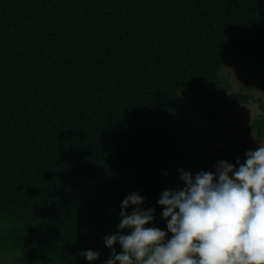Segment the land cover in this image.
I'll use <instances>...</instances> for the list:
<instances>
[{
    "label": "trees",
    "instance_id": "obj_1",
    "mask_svg": "<svg viewBox=\"0 0 264 264\" xmlns=\"http://www.w3.org/2000/svg\"><path fill=\"white\" fill-rule=\"evenodd\" d=\"M236 56L264 61V0H0V264H88V249L103 264L133 192L166 231L179 96L211 119L254 102L264 136V98L247 92L261 84L231 91L221 75ZM208 141L196 133L188 161L214 172L196 155ZM248 150L228 138L215 156Z\"/></svg>",
    "mask_w": 264,
    "mask_h": 264
},
{
    "label": "clouds",
    "instance_id": "obj_2",
    "mask_svg": "<svg viewBox=\"0 0 264 264\" xmlns=\"http://www.w3.org/2000/svg\"><path fill=\"white\" fill-rule=\"evenodd\" d=\"M179 172L183 186L157 201L167 230L150 226L155 209L131 193L121 202L117 233L103 237L111 250L103 264H264V146L235 165L218 161L214 172ZM79 255L94 262L100 252Z\"/></svg>",
    "mask_w": 264,
    "mask_h": 264
},
{
    "label": "rangeland",
    "instance_id": "obj_3",
    "mask_svg": "<svg viewBox=\"0 0 264 264\" xmlns=\"http://www.w3.org/2000/svg\"><path fill=\"white\" fill-rule=\"evenodd\" d=\"M221 75L229 83L231 91H236L246 84L255 86L260 83L259 89L253 88L247 92L255 97L264 98V61L255 63L251 61L250 56H236L223 68ZM218 101L205 102V105L212 106ZM196 102V98L183 95L175 102L181 133L179 145L185 150L183 158L173 162L176 172L180 173L181 168L193 174L200 171L188 161L191 153L186 148V145L193 148L194 135L198 132L209 134V141L200 145L196 155L214 170L218 162L215 149L228 138L245 143L251 150H255L260 145L264 146V136L258 138L256 128L250 127L253 120L261 114L256 103L223 107L217 117L211 119L209 114L197 108Z\"/></svg>",
    "mask_w": 264,
    "mask_h": 264
}]
</instances>
